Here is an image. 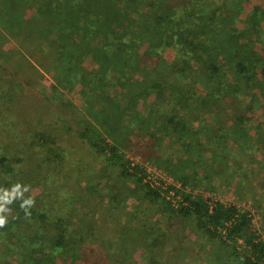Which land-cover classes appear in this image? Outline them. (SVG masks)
<instances>
[{
  "label": "trees",
  "instance_id": "obj_1",
  "mask_svg": "<svg viewBox=\"0 0 264 264\" xmlns=\"http://www.w3.org/2000/svg\"><path fill=\"white\" fill-rule=\"evenodd\" d=\"M244 2L0 0V30L5 37L37 42L43 48L38 66L56 82L60 79L64 86H77L88 95L97 93L98 101L93 104L100 110L95 111V121L85 124L81 112L80 118L72 120L79 124V136L104 162L97 186L103 185L99 180L102 175L115 171L133 180L147 209L157 210L154 223L160 216L175 219L226 250L215 264H264V239L252 228L247 211L186 190L211 181L207 172L199 173L207 164L209 169V161L217 164L219 171L232 164L231 158L240 165L233 157L237 146L230 147L227 141L233 135L238 144L245 142L244 126L253 105L246 96L256 90L252 85L257 81L260 98L254 100L264 120V31L260 30L264 8L252 7L243 20ZM257 42L263 46L256 49ZM166 50L171 51L172 61L164 57ZM142 60L150 66H141ZM19 66L14 61L8 71L7 63L0 60V126L5 119L10 127L18 121L12 100L18 87L13 69ZM192 73L198 77L191 78ZM173 76L174 81L167 79ZM196 83L201 91L194 90ZM111 87L117 92L113 96L108 91ZM243 91L246 96L240 97ZM223 112L230 122L224 130L200 121L203 114L221 116ZM56 115L59 121L68 122L65 114L57 111ZM3 133L0 129V139ZM34 137L45 149L47 161L59 159L60 150L57 153L50 145L53 137L44 132ZM133 145L137 151L129 150ZM204 146L210 152L206 156L202 154ZM130 152L149 157L175 184L163 188L143 181L144 169L126 159L125 153ZM53 169L62 171L57 165ZM29 171L16 173L11 161L0 157V196L7 192L10 199L8 211L0 213L6 216L0 227V264H49L53 260H59L58 264H98L86 259L92 252L88 244L93 225L79 217L81 205L73 198L65 199L67 203L58 198L61 191L42 190L39 181L43 174ZM209 188H214L211 183ZM29 198L31 206L21 208L22 201ZM116 201L112 197L105 210L109 212ZM118 202L115 204L121 207L122 201ZM144 235L139 246L148 251L146 264H162L154 248L158 237ZM125 238L128 240L126 233ZM21 247L22 252L17 253Z\"/></svg>",
  "mask_w": 264,
  "mask_h": 264
},
{
  "label": "rangeland",
  "instance_id": "obj_2",
  "mask_svg": "<svg viewBox=\"0 0 264 264\" xmlns=\"http://www.w3.org/2000/svg\"><path fill=\"white\" fill-rule=\"evenodd\" d=\"M263 3L262 0H245L241 19L244 20L252 7L256 5L264 8ZM242 24L240 22L238 26L241 27ZM260 30L264 31V21L260 23ZM262 46L260 42L255 45L256 49ZM62 50L67 53L64 47ZM41 51L43 48L38 47L37 42L15 40L14 38L12 40L5 37L0 30V60L7 63L8 71L12 70L10 65L14 61L16 64L20 63L18 69H13L17 71L18 87L16 86L17 92H15L12 101L18 121L10 127L8 120L5 119L6 122L2 120L0 129L4 133L0 139V157L2 155L7 157L16 173L34 170L38 174H43L42 180L39 181L42 190L61 191L58 198L64 200L73 198L76 200L74 201L76 204L81 205L79 217L82 216L83 219L91 221L93 225V232L89 240L91 242L88 244L92 252H90V256L86 257L88 263L146 264L145 257H147L148 251L145 249L146 252H144L139 244L142 243V236L148 234L149 238L158 237V245L154 248L158 249L157 253L161 255L159 260L162 264H215L214 260L222 258L221 254L226 250H222L212 241H206L200 234L197 235L188 228L187 224L184 226L175 219L170 220L166 216L159 215L161 220L154 223L157 210L155 207L147 209L144 201L138 197V194H141V189L131 182L133 180L122 178L115 171L107 173L108 176L102 175L99 180L103 185L97 186L96 180L102 173L101 167L104 162L94 154L96 149L90 148L87 141L79 136V124L72 123L73 119L81 116H84L83 120H87H82L85 124L95 121V111L100 110L97 104H93L98 101L97 93H89V96L85 90L79 89L77 86H64L65 84L60 79L56 82L52 76L38 66L40 63L38 56ZM164 57L168 61L173 59L170 50L165 51ZM142 65L150 66L146 60H142ZM194 77L198 76L192 73L191 78ZM175 78L173 76L167 79L174 81ZM169 80L167 81L169 82ZM258 83L257 81L252 85V88L256 89L253 93L250 92L246 96L243 91V95L240 96H246L247 100L253 104L248 110L249 119L246 120L244 126V130L246 129L245 136H243L245 142L243 140L241 144H238L239 142L233 135L227 141L230 147L237 146L233 151V157L239 161L240 165L235 164L236 160L231 158L229 162L232 163V166L220 168L221 171H219L218 165H213L209 161V169L207 164L206 169H200L199 173L204 175L207 172L211 181H207V184L204 185L205 188L191 189L187 187L186 190L193 193L202 192L213 200L225 204H235L240 210L247 211L251 216L252 228L256 229L264 239V120L261 118L258 102L254 100L260 98ZM199 85V83L193 85L195 91L202 90ZM184 90L187 91V88ZM108 91L112 96L117 93L114 87L109 88ZM57 111L68 116V122L66 120V122L59 121L56 115ZM80 112L81 116H79ZM227 113L231 115L229 111ZM201 118L202 124L211 123L222 130L230 124L224 112L221 113V116L203 114ZM66 129L68 130L66 131ZM196 131L201 133L204 130L196 129ZM41 132L55 139L50 145L57 153L60 150L59 159L53 162L47 161L45 149L36 144L34 137ZM131 137L135 143L138 142L133 136ZM136 140H139L138 136H136ZM37 141L39 142L38 139ZM173 147L174 144L171 148ZM130 149L136 148L133 145ZM177 149L182 148L178 147ZM208 153H210L209 150L204 146L203 156ZM247 154L251 155L248 157ZM125 155L126 159L139 164L144 169L143 181L150 185L161 184L163 188L175 184L172 176L164 170L156 168L146 155L145 157L139 156L134 152L125 153ZM255 155L258 156V159L255 158ZM251 157H253L252 161H250ZM54 165L62 168V171L58 172L57 169H53ZM192 168L193 166L189 171ZM19 175L21 174L16 176ZM220 177L222 178L220 179ZM209 182L214 188H209ZM176 186H179L178 182ZM105 193L111 198L115 197L116 202L122 201L121 207L123 208L121 209L120 204L116 205L114 202V205L110 207L111 210L106 211L111 198L107 199L108 195L104 197ZM104 211L107 213L104 214ZM125 233L128 240L124 239ZM131 237H134L133 240L137 244L135 248H133L135 242ZM121 243H123V247ZM142 248L144 249V247ZM22 250L23 247L17 249V253ZM58 262L59 260H53V263L49 264H58Z\"/></svg>",
  "mask_w": 264,
  "mask_h": 264
},
{
  "label": "clouds",
  "instance_id": "obj_3",
  "mask_svg": "<svg viewBox=\"0 0 264 264\" xmlns=\"http://www.w3.org/2000/svg\"><path fill=\"white\" fill-rule=\"evenodd\" d=\"M19 187V185H15L13 187V191H15L17 188ZM25 191L27 190L26 187L24 189ZM17 195H19V193H17ZM0 201H3V203H0V213H6L8 211L6 205H8L10 203V199H9V193H5L3 196H0ZM33 203V201L29 198V199H24L21 203V208H25L26 206H31V204ZM6 223V216L5 215H0V227H3V225Z\"/></svg>",
  "mask_w": 264,
  "mask_h": 264
},
{
  "label": "crops",
  "instance_id": "obj_4",
  "mask_svg": "<svg viewBox=\"0 0 264 264\" xmlns=\"http://www.w3.org/2000/svg\"><path fill=\"white\" fill-rule=\"evenodd\" d=\"M199 124V123H198ZM197 126V125H196ZM189 167H191V166H189Z\"/></svg>",
  "mask_w": 264,
  "mask_h": 264
},
{
  "label": "built area",
  "instance_id": "obj_5",
  "mask_svg": "<svg viewBox=\"0 0 264 264\" xmlns=\"http://www.w3.org/2000/svg\"><path fill=\"white\" fill-rule=\"evenodd\" d=\"M168 198V197H167Z\"/></svg>",
  "mask_w": 264,
  "mask_h": 264
}]
</instances>
